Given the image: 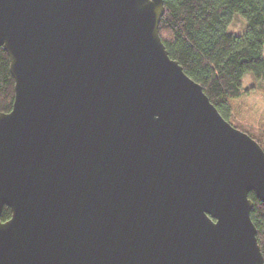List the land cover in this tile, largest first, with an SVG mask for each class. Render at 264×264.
<instances>
[{"label":"water","instance_id":"obj_1","mask_svg":"<svg viewBox=\"0 0 264 264\" xmlns=\"http://www.w3.org/2000/svg\"><path fill=\"white\" fill-rule=\"evenodd\" d=\"M165 11L0 0V264H264V149L170 57Z\"/></svg>","mask_w":264,"mask_h":264},{"label":"trees","instance_id":"obj_2","mask_svg":"<svg viewBox=\"0 0 264 264\" xmlns=\"http://www.w3.org/2000/svg\"><path fill=\"white\" fill-rule=\"evenodd\" d=\"M165 14L160 37L170 57L199 83L221 115L234 127L248 133L264 149L250 128L233 120L235 103L245 96L248 76L264 83V0H164ZM244 21L232 27L234 17ZM250 73V75H248ZM15 80L9 55L0 47V112L12 110ZM251 218L264 256V202L255 193ZM3 209L1 220L11 218Z\"/></svg>","mask_w":264,"mask_h":264},{"label":"rangeland","instance_id":"obj_3","mask_svg":"<svg viewBox=\"0 0 264 264\" xmlns=\"http://www.w3.org/2000/svg\"><path fill=\"white\" fill-rule=\"evenodd\" d=\"M243 23L241 17L235 16L232 27L239 29ZM258 81L251 76L245 79L246 93L235 103L233 120L245 128H250L252 134L264 143V83L260 85Z\"/></svg>","mask_w":264,"mask_h":264}]
</instances>
